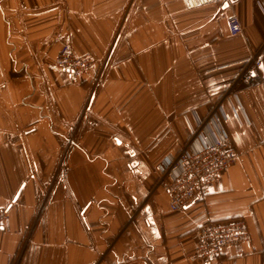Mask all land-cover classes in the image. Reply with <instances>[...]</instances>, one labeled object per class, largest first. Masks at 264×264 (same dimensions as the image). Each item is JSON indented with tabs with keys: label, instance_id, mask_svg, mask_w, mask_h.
I'll list each match as a JSON object with an SVG mask.
<instances>
[{
	"label": "crops",
	"instance_id": "1",
	"mask_svg": "<svg viewBox=\"0 0 264 264\" xmlns=\"http://www.w3.org/2000/svg\"><path fill=\"white\" fill-rule=\"evenodd\" d=\"M1 1L0 264H203L206 218L251 234L211 264H264V88L229 93L264 44V0ZM64 44L99 67L73 81L55 66ZM218 103L238 161L172 212L157 166Z\"/></svg>",
	"mask_w": 264,
	"mask_h": 264
},
{
	"label": "built area",
	"instance_id": "2",
	"mask_svg": "<svg viewBox=\"0 0 264 264\" xmlns=\"http://www.w3.org/2000/svg\"><path fill=\"white\" fill-rule=\"evenodd\" d=\"M183 3L187 10H195L216 3L231 6L232 0H183ZM228 26L233 35L242 32L235 13L229 16ZM263 65L264 44L242 63L229 93L240 83L264 88V76L260 72ZM55 66L68 72L73 81L79 82L89 71L98 68L99 62L92 53L77 55L69 44H64L56 56ZM222 115L218 103L205 118L197 120L181 150L157 166L159 179L155 190L163 189L168 194L170 211H181L196 199L205 200L222 173L238 161V152L224 127ZM8 218L9 210L0 208V227ZM195 235L197 244L190 260L203 264L219 261L227 246L236 248L243 243H251V234L244 218L227 222L206 218L196 229Z\"/></svg>",
	"mask_w": 264,
	"mask_h": 264
},
{
	"label": "rangeland",
	"instance_id": "3",
	"mask_svg": "<svg viewBox=\"0 0 264 264\" xmlns=\"http://www.w3.org/2000/svg\"><path fill=\"white\" fill-rule=\"evenodd\" d=\"M2 1L0 0V5H1Z\"/></svg>",
	"mask_w": 264,
	"mask_h": 264
}]
</instances>
